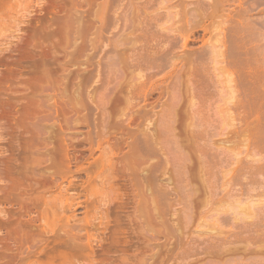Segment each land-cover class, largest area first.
Here are the masks:
<instances>
[{
	"label": "rangeland",
	"instance_id": "374dc122",
	"mask_svg": "<svg viewBox=\"0 0 264 264\" xmlns=\"http://www.w3.org/2000/svg\"><path fill=\"white\" fill-rule=\"evenodd\" d=\"M175 1L119 0L112 15L108 0H0V77L14 72L0 88V209L27 211L29 224L0 264H264V153L232 122L218 20L192 0L175 16ZM262 17L244 47L261 70ZM168 37L184 56L159 84L168 70L149 76ZM147 80L156 86L135 100ZM9 159L27 166L18 188L3 176Z\"/></svg>",
	"mask_w": 264,
	"mask_h": 264
},
{
	"label": "bare ground",
	"instance_id": "6f19581e",
	"mask_svg": "<svg viewBox=\"0 0 264 264\" xmlns=\"http://www.w3.org/2000/svg\"><path fill=\"white\" fill-rule=\"evenodd\" d=\"M5 1H7V0H5ZM117 1H119V0H108V2L106 0L107 6L102 7L103 8L102 10L104 12H105V8L107 10H110V11L113 10L112 12H114V13H111V14L114 15L116 10L118 9L119 3L117 4ZM183 1H185V3H187L186 2L187 0H176L172 4V7L174 9H177L176 13L174 14L175 16L180 15L181 12L183 13V15H185V10H186L185 8H187L186 6H189L191 3V5L194 6V8H195L194 12L197 11L196 13L205 14L207 16V18L211 21V25L214 24L215 20H218V27H217L218 31L216 34H213L214 36H211V37L212 38L215 37L214 41L219 44L218 46H219L220 50L217 52V54L220 57H222V62L224 63V69L229 74L230 81L233 82V87L231 88V90H232L231 92H232V94L234 93V95L230 96V98L233 99V102L231 103V107H230V111L234 115L232 122H238L239 124L236 123L237 125H239V126L242 125L245 128L247 127L246 129L251 131L250 133L254 138V141H253L254 144H252V145H254L255 148L257 147L256 149L254 147L253 148L255 150H258L257 153L258 152L261 154L264 153L263 152L264 151V65H263L262 70L260 69V67H256V66L251 67L249 65V62H248L249 59L246 58V56L249 55L248 49L245 50V48H244V47H246L245 45L248 44V39L250 37L251 30L253 29L252 22L250 21L251 16L254 14H256L258 16L259 15L264 16V0H192V1L190 0L191 2L190 3L188 2L189 5L188 4L185 5V3ZM180 9H182V10H180ZM102 10H101V12H98L95 14L96 18L97 19H103V21L105 20V22L107 24L111 23L112 21H110V19L107 18L110 11H107V14H105V13H103ZM115 19L113 21H115V23H116ZM261 20L262 21H260V19H259L258 23L261 25V27L264 28L263 17ZM108 21H110V22H108ZM105 22L103 25H105L106 27L105 26H103V27H105L107 30V27L109 28L110 24L107 25ZM112 24H114V23L112 22ZM201 28H203L202 32L208 33L206 35H209V34L211 35L213 32L211 30L212 26L210 27V26H203L202 25ZM102 30H105V29L102 28ZM175 30H174V32H175ZM176 31H178V30H176ZM202 38H204V37H202ZM164 39L165 40H163V41L165 42V44H168V48H166L163 51H161V50L159 51L160 55L156 61V64H154V67H153L156 70V73L149 76V78H151V77H154L157 73L165 72V70H168L164 73L163 78L160 81V83L158 82L159 84H162L163 82H165L166 79H168V80L171 79L172 76H174V74L177 73L179 68L177 69L178 65L175 62H177V60H179V59H182L184 56V54L181 56L178 54H174V52L172 53V50L174 51L173 47H174V43L177 42V38H175V37L169 38L168 37V38H164ZM186 39H187V37H185V38L183 37V39H182L183 40L182 44H181L182 48H184L186 46V43H187ZM159 45H161V44H159ZM165 47H167V46H165ZM242 50H245V51L241 52ZM29 54H30V52L28 53L27 51H25L23 53L22 58L19 59L16 63H12V64H15L16 67H21L22 63L26 59L31 57V56H29ZM26 62L28 63L27 60H26ZM44 62H45V60H44ZM24 63H23V65H24ZM30 65H32V64H30ZM191 65L194 66L195 62L191 63ZM23 67H21V69ZM34 68H35V66H34ZM193 70H195V71H193L191 73V75L194 78H197L198 75L196 73V69L193 68ZM17 73H19V72H17ZM13 77H14V72H13L12 67L11 68L8 67L7 69H5V72L0 77V88L8 87L10 85V83L13 81ZM30 83L31 82H29L28 84H30ZM158 83L155 82L153 84L159 85ZM153 86H156V85H152L150 83V81L147 80V82L141 84L139 87H137L133 91V92H135V93H133L135 95L133 98L135 100L143 99L144 97H146L147 93L154 88ZM199 90H200V88H199ZM131 96H133V95H131ZM1 100H4V98H2ZM7 101H8V99L6 101H0V107H2L0 109H3V113L1 112L2 114L0 115V120H3L2 118H5L4 114H6V113H4V111L9 112V110L6 109L7 107H9V104ZM4 108L6 110H4ZM7 117L8 116H6V118ZM8 119H9V117H8ZM10 121L11 120H9V122ZM232 127H235V126H232ZM240 128H242V127H240ZM236 129H238V128H236ZM0 137H2V136L0 135ZM247 154L249 155V153H247ZM247 157H249V156H247ZM22 164L23 165H21L17 159H9L6 162L5 168L2 169V171L4 170L3 171L4 173L2 171L1 172L3 173V176L5 178H6V176H7V178L10 177L8 179L9 180L11 179L13 181V183H12V181L7 180V183L9 182V184H6V185H8L10 187L12 186V188H13V184H16L17 181L19 182L18 179H20V178H18V177L21 176L20 174L22 172L25 174V169L27 168L25 163L22 162ZM262 164H261V166L258 165V167L255 166V171H254L255 173H263L264 174V164L263 165ZM240 170L242 171V169L240 168V169L233 170V172L234 171H240ZM207 171L208 170L204 171V169H202V168L200 169V172H203L202 173L203 176L208 174V173H206ZM250 173L251 172L248 173L249 177L252 175V174L250 175ZM235 175L234 176L237 178L239 173L236 172ZM234 176H231V179H235V178H233ZM250 178H252V177H250ZM10 182L12 183L11 185H10ZM17 184L15 186H17ZM6 185H5V189L7 191V189H9L10 187H7ZM17 188H18V186H17ZM10 190L11 189H9V191ZM155 192H156V190L154 191V193ZM166 194L167 193L157 191L156 194H154V195H156L155 200L157 201V203L160 202V204H162L161 202L165 201L164 198H165ZM4 195H5V192H4ZM4 195H2L3 199L8 200V198L5 197L7 195H5V196ZM256 201H258V203H260L261 201H264V200L259 201L257 199ZM258 203L256 202V203H253V205L251 204L252 205L251 207H254V205L255 206L256 205L261 206V204H258ZM263 204H264V202H263ZM245 206H246V204L243 206L244 208H242L241 210L245 212L244 213L245 215H247L248 217H252V219H253V216H255V214L251 211L252 209L250 210L251 207L246 206V208H245ZM20 207H21V205H20ZM22 211H23V209H19L17 211H13V210L9 211V209L7 210L4 208L0 209V251L2 250V252H0V253L4 254V252L6 250L10 251L9 250L10 245L14 244V245L18 246V244H20L21 241L23 242L25 240L26 232H27V231L25 232V228L27 227V225L29 226V224L27 223V225H26V220L23 219L25 214L27 215V213H26L27 211H25V210L23 212ZM246 217H244V219ZM99 219L107 220V218L104 217L103 215ZM250 219L251 218H249V220ZM27 222H28V220H27ZM33 223H34V221H33ZM86 223L89 224L88 222H86ZM31 225H33V224H31ZM2 229L4 230L3 235L1 232ZM22 238H24V240ZM9 242H12V244L9 245ZM11 250H13V249H11ZM0 256H1V254H0ZM3 257L4 256H1L0 259H2Z\"/></svg>",
	"mask_w": 264,
	"mask_h": 264
}]
</instances>
